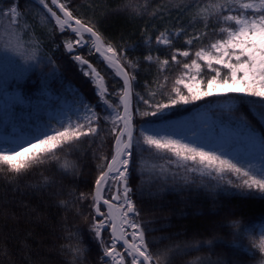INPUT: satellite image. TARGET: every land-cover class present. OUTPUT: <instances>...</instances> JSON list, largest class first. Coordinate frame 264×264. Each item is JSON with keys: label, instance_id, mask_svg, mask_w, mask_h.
<instances>
[{"label": "trees", "instance_id": "trees-1", "mask_svg": "<svg viewBox=\"0 0 264 264\" xmlns=\"http://www.w3.org/2000/svg\"><path fill=\"white\" fill-rule=\"evenodd\" d=\"M60 1L74 17L93 27L107 46L117 50L130 79L135 77L131 79L134 138L140 139L141 145L134 150L135 163L130 165L134 171L128 183L140 213L134 219L145 229L156 264H264V252L256 241V230L264 223V196L255 189L235 187L238 181L233 175H201L188 171V166L170 163L176 160L168 153L144 151L139 135L141 127L205 107L218 124L264 136V104L258 97H206L193 104L173 106L163 118L140 115L151 109L143 99L152 105L167 103L174 95L175 80L185 70L183 63H190L195 51L222 37V16L229 13L210 6L225 0ZM15 2L21 13L19 26L10 27L9 20L0 15V39L18 37L24 51L11 65L20 68L11 78H0V99L16 90L28 104L50 91L58 99H83L100 119L95 135L59 152V159L45 161L19 175L0 166V264H104L103 247L110 243L111 235L106 229L97 238L93 231V224L102 218L92 207L91 194L104 170L100 165L106 166L114 154L118 132H112L107 106L92 75L84 74L85 66L74 56L82 54L103 74L112 105H118L123 81L90 47V39L75 53H68L63 39L76 38L71 29L61 31L36 0ZM9 7L10 0H0V9ZM205 8L209 10L203 11ZM9 31L14 35L10 37ZM161 33H170L171 46L156 42ZM197 35L200 39L192 45L185 43ZM177 49L191 54L187 58L177 54L179 63L173 62L171 56ZM148 55L152 61L145 59ZM164 59L169 61L167 66L160 63ZM129 62L136 67H129ZM29 64V70L21 74ZM229 103L231 109L226 107ZM229 179L234 183H227ZM249 191L254 195L248 196ZM81 193L87 198L78 199ZM210 209L213 211L206 214ZM101 210L105 212L104 206Z\"/></svg>", "mask_w": 264, "mask_h": 264}, {"label": "snow or ice", "instance_id": "snow-or-ice-1", "mask_svg": "<svg viewBox=\"0 0 264 264\" xmlns=\"http://www.w3.org/2000/svg\"><path fill=\"white\" fill-rule=\"evenodd\" d=\"M38 2L55 19L61 31L71 29L77 37L74 41L66 42L65 46L68 52H73L74 46L83 45L84 33L90 34L89 39L95 46V50L101 52L104 45L100 34L93 27L73 17L72 12L64 3H61L60 0H50V4L63 13L64 18L62 19L56 11H53L48 0H38ZM231 5L237 6V12L222 16L225 25L219 29L223 34L222 37L211 43L207 49L201 48L195 51V58L190 63H183V69L188 71L182 73L181 77L175 80V85H182L186 92L181 87L174 86V95L169 96L168 102L155 105L141 97L143 102L149 107H154V110L144 111L140 115L163 118L166 111L173 106L193 104L205 97L228 96L230 93L258 97L261 98L260 103L264 104V0H247V2L225 0L222 4L210 7L216 8L220 12L231 13ZM18 8L15 0H10V7L7 10L0 9V15L8 17L10 27L19 26L21 13ZM208 10V8L203 9V11ZM73 20H75L76 27L72 26L71 21ZM8 34L10 37L14 35L11 31ZM177 35H181V33L178 32ZM16 39L19 40L18 37ZM199 39L200 36L197 35L187 39L185 43L192 45L194 40ZM156 42L169 46L172 44V41L164 33L156 38ZM106 52L111 53L112 57L119 62L120 57L117 50L111 45L106 47ZM177 54L187 58L191 53L189 50L177 49L176 54L171 56V60L179 63ZM105 58L108 59L107 56ZM74 59L82 65L88 64V61L83 60L79 55L74 56ZM145 59L152 61L153 57L148 55ZM201 61L203 64L200 63ZM160 63L162 66H167L169 61L164 59ZM128 66L134 69L136 64L129 62ZM89 67L91 68L90 65ZM192 69H195V74L189 75ZM205 69L207 74H205ZM92 73H95V69L84 74L90 76ZM125 76H128L127 72H125ZM185 76L188 78L187 81L184 79ZM131 79H135V77L132 76ZM201 84H206V86L201 87ZM97 86L100 88L99 95L104 104L112 109L113 105L107 99V88L99 83ZM130 88L131 80L125 79L124 95L120 97L123 114L115 112L110 116L113 124L112 132H118L115 138V151L106 166L100 165L104 170L96 179L95 191L91 194L92 207L98 216L104 217L93 224L96 237L101 238L102 231L106 230L108 226L111 227V243L104 244L101 257L104 264H109V261L111 264H156L153 253L149 250L150 243L146 240L145 229L140 222L134 219L140 213L132 199L133 190L128 183L134 171V167H130L135 163L133 160L134 150L141 145V140L134 138L133 113L128 101ZM152 95L154 96L155 93ZM229 99H236V97H229ZM232 106L231 103L226 105L229 109ZM82 108L88 113L83 117V122L79 117L76 122L69 118L59 122L58 127L49 126L45 129H37L36 134L32 135L30 139L14 143L11 148H0V166H6L11 173L19 175L45 161L59 159V152L66 148H74L82 141V138L95 135L98 130L96 121L100 117L91 105L84 103ZM121 124L122 127L119 126ZM244 127L248 126L245 124ZM249 134L255 135L252 130H249ZM139 135L142 138L144 151L155 150L156 153H168L176 158V161L169 160L170 163L180 162L184 166L191 163L194 167H189L188 171H199L201 175L211 176L212 173H215L220 178H223L225 174L233 175L238 181L235 183V187L255 189L256 192L264 196V166L258 169L246 168L242 164L234 163L232 159L227 158L218 150H205L204 146L185 143L180 139H173L171 135H161L160 131L156 129L141 127ZM259 142L264 145V136L259 137ZM260 155L264 158V151ZM65 171H67L66 168ZM110 179L117 182L122 187V191L118 188L111 199H105L103 192ZM227 183L233 184L234 181L229 179ZM247 195L252 196L254 193L249 191ZM86 198L87 195L84 193L78 197L80 200ZM102 206L107 207V213L101 210ZM105 220L108 221L107 225ZM129 228L133 230L131 233L128 232ZM101 243H104L103 240ZM258 247L261 252H264V234H262ZM118 248L123 251H119Z\"/></svg>", "mask_w": 264, "mask_h": 264}, {"label": "rangeland", "instance_id": "rangeland-1", "mask_svg": "<svg viewBox=\"0 0 264 264\" xmlns=\"http://www.w3.org/2000/svg\"><path fill=\"white\" fill-rule=\"evenodd\" d=\"M242 2H247V0H242ZM7 9L8 8L5 10ZM231 9L232 11L229 14H236L237 6L231 5ZM6 19H8V17H6ZM164 34L170 39V33ZM2 37L3 35L0 33V38ZM75 39H77V37L64 38L63 43L66 44L67 41H74ZM209 46L204 48L207 49ZM23 51L24 50L19 46V41H17L15 36L7 41L0 39V78L2 75H7L6 77L11 78L20 68L11 65L17 56H21L20 54L21 52L23 53ZM200 63L203 64L202 61ZM31 65L32 64H29L27 67L22 68V72L20 73L25 74ZM83 71L84 73L87 72L85 68H83ZM185 71L188 70H184V72ZM193 74H195V69H192L191 72H189V75ZM184 79L187 81L188 78L185 76ZM205 86L206 84H201V87ZM178 87L183 89L182 85ZM183 90L186 92V89ZM44 93L45 96L28 104L26 99L22 97V93L16 90L5 93L3 98L0 99V148H11L14 143L21 142L23 139H30L32 135L36 134L37 129H45L49 126L58 127L59 122L66 121L69 118H71L73 122H76L77 117H79L80 121L83 122V117L88 115V113L83 110L82 104L89 103L83 101V99H58L57 95H53L50 91ZM209 97L218 96L212 95ZM118 105L119 107L113 105L112 109L107 107V119L110 122V116L114 115L115 112L122 114L120 98ZM150 108L151 109L148 111L154 110V107ZM170 110L166 112H169ZM144 128L159 130L161 135H171L173 139H180L185 143L204 146L205 150H218L227 158L232 159L234 163L242 164L246 168L258 169L264 166V158L260 155L261 152L264 151V145L259 142V137L256 135L252 136L249 132H242L239 131V129L231 128L224 124H218L212 117L210 110L205 107H197L190 113L178 118L156 121L153 124L144 126ZM187 166L194 167L191 163ZM197 172L200 173L199 171ZM212 175L216 174L212 173ZM115 183V181L110 179L108 184L105 185V198L110 199L111 195L113 196ZM106 211L107 208L105 209V212ZM212 211L213 210L210 209L206 214H210ZM109 230L111 235V227ZM132 231V229H128L129 233ZM256 234V241L259 245L262 234H264V224L258 226ZM118 250L120 249L118 248Z\"/></svg>", "mask_w": 264, "mask_h": 264}, {"label": "water", "instance_id": "water-1", "mask_svg": "<svg viewBox=\"0 0 264 264\" xmlns=\"http://www.w3.org/2000/svg\"><path fill=\"white\" fill-rule=\"evenodd\" d=\"M61 2V1H60ZM55 7V6H54ZM56 8V7H55ZM56 10L59 12V14L62 16V19L64 18L63 17V13H61L60 11H59V9L58 8H56ZM58 15V14H57ZM74 17V16H73ZM76 18V17H75ZM76 19H78V18H76ZM71 23H72V26L73 27H76V25H75V20H73V21H71ZM90 36V34H88V33H84V43H83V45L82 46H74V51L73 52H68L67 51V48H66V46H65V49H66V51L68 52V53H75L76 52V50L77 49H80V48H82L83 46H85V45H87L89 42H88V39H87V37H89ZM102 39V38H101ZM91 47L92 48H94L95 49V46L93 45V43H91ZM95 52H96V54H98L99 56H100V58L105 62V65H107L109 68H111V69H114V68H117V69H119L120 71H122L123 72V74H124V77H122V76H120L118 73H117V71H116V69H114L115 71H116V73H117V75L122 79V81H123V85H124V81H125V79H130V76H129V73H128V71L126 70V68L122 65V63L119 61V62H117V59H115L114 60V68L113 67H110L109 65H108V63H107V59L103 56V55H101V53L100 52H97L96 50H95ZM79 56H81L82 57V59L83 60H87L88 61V64H83L85 67H86V71H90L91 72V69H95V73H92L91 75H92V78L95 80V83H96V85L99 83V84H102L104 87H106V84H105V78H104V76H103V74L97 69V67L91 62V61H89L88 59H86L82 54H78ZM82 65V64H81ZM89 65L91 66V68L89 67ZM125 72H127L128 73V76H125ZM98 74V75H97ZM131 80V79H130ZM97 88H98V90L100 91V88L97 86ZM124 95V89H123V94H122V96ZM128 101H129V105H130V110L132 111V113H133V107H132V83H131V88H130V90H129V97H128ZM122 114H123V105H122ZM115 151V150H114ZM120 189V191H122V187L116 182V184H115V189H114V194H116V192H117V189ZM95 191V190H94ZM106 199V198H105ZM106 207V206H105ZM94 211H95V209H94ZM96 213V212H95ZM97 215V214H96ZM131 215V214H130ZM98 216V215H97ZM98 217H100V218H103V217H101V216H98ZM106 224V223H105ZM107 225V224H106ZM108 228V227H107ZM106 228V229H107Z\"/></svg>", "mask_w": 264, "mask_h": 264}, {"label": "bare ground", "instance_id": "bare-ground-1", "mask_svg": "<svg viewBox=\"0 0 264 264\" xmlns=\"http://www.w3.org/2000/svg\"><path fill=\"white\" fill-rule=\"evenodd\" d=\"M102 44L104 45V47H102L101 48V55H103L104 57H108V59H107V63H108V65L110 66V67H113L114 68V60L116 59V58H113L112 57V54L111 53H107L106 52V47H107V45H106V43L102 40ZM114 69H116V71H117V73L120 75V76H122V77H124V74H123V72L122 71H120L119 69H117V68H114Z\"/></svg>", "mask_w": 264, "mask_h": 264}]
</instances>
